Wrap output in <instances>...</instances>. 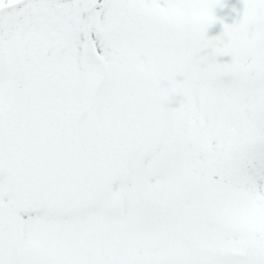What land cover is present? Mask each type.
I'll return each instance as SVG.
<instances>
[{
  "label": "snow or ice",
  "instance_id": "6c2138e0",
  "mask_svg": "<svg viewBox=\"0 0 264 264\" xmlns=\"http://www.w3.org/2000/svg\"><path fill=\"white\" fill-rule=\"evenodd\" d=\"M242 2L0 0V264H264V0Z\"/></svg>",
  "mask_w": 264,
  "mask_h": 264
},
{
  "label": "rangeland",
  "instance_id": "374dc122",
  "mask_svg": "<svg viewBox=\"0 0 264 264\" xmlns=\"http://www.w3.org/2000/svg\"><path fill=\"white\" fill-rule=\"evenodd\" d=\"M242 7V0H224L223 6H217L215 11L218 17H222L226 22L231 23L238 15L237 10L242 9ZM221 28L222 23L220 20H217L216 23L209 28V32L210 34H215L218 33Z\"/></svg>",
  "mask_w": 264,
  "mask_h": 264
}]
</instances>
